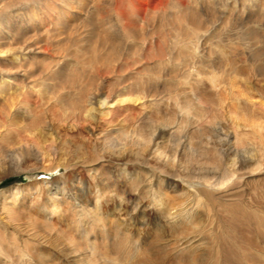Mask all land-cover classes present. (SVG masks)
Segmentation results:
<instances>
[{
    "label": "bare ground",
    "instance_id": "bare-ground-1",
    "mask_svg": "<svg viewBox=\"0 0 264 264\" xmlns=\"http://www.w3.org/2000/svg\"><path fill=\"white\" fill-rule=\"evenodd\" d=\"M140 1L144 0H109L112 9L110 14L109 12L92 10L91 3L87 6L88 15L87 11L84 12L80 7L74 6L76 2H79V4L83 2L82 0H58L65 7L64 10L60 11H55V5H52L53 2H50V0H0V136L2 134L6 135L11 129H16V131H20L19 137L24 136L27 139L26 141H29L34 137L36 138L38 134L40 138L45 139V135H42L43 130H52L50 134L56 137V139L52 140L56 141L57 129L54 128L55 125L66 127L69 131L84 130L87 135L84 136V139H87L93 145L92 153L89 151L81 152V149L84 150V148L83 145H80L77 151V153L81 154L80 157L69 159V156H61L56 166L59 167L72 162L69 166H74L77 169L87 167L89 171H94L95 175H97V171L102 166L100 164L106 161L103 154H99L101 150L96 148L98 144L102 145L101 139H105L108 135L117 132L129 137L128 133L131 130L126 127V124L130 121H135L138 125L133 124L135 125L133 127H137L136 137L139 139L140 150H145L144 148L152 145L151 148L156 161L168 164H171L172 161L174 162L177 155L168 154L165 147H163L167 142L161 139L166 134V131L162 129L165 126L166 119L170 120V117L173 116L172 113L176 109L177 111L185 112L196 111L198 120L204 118L207 120L208 116L210 117L214 114V109L207 110L206 105L196 103V101L202 102L200 99H193L194 97L191 98L187 95H182L184 98L177 104L176 98L179 95L176 94L177 91L175 94L173 92L161 96L158 91L159 73L161 72L160 70H166L169 79H173L177 77V68L189 71V66H191L199 73L206 68L207 64L205 63L207 62L203 63L201 61L195 66L197 62L193 63V53L187 49L194 43V37L197 34L196 26L188 28L183 27L179 20V22L176 21L174 24H171V22L168 23L170 26L173 25L172 29L169 28L171 33L164 36L161 35L165 29L164 24L161 23L158 26L156 24V14H163L162 11L169 4V1L173 2V4H175L174 1L178 2L179 5L178 3L175 5L180 7L182 5L181 0H145L152 1L147 3L148 9H140L141 7L139 8L137 5ZM129 10L133 11L132 14H130ZM251 21V19H246L242 24L245 23L248 26ZM137 23H140V26ZM149 23L152 24V31L148 34L139 35L137 30L142 29V33L145 30V24ZM194 23L196 24V22ZM181 26L183 27L181 28V33L183 31L186 33L180 36V33L178 34L177 32V27ZM52 32L65 33L68 34V37L64 44L56 45L60 43L57 42L55 46L53 45V49L49 51V46L54 44L55 41H51V45H48L49 42L44 39V35ZM77 32H82V36L79 37ZM121 32L122 37L120 36ZM73 34L76 37H71ZM92 35L95 38L97 37L94 42L90 38ZM107 35L108 37H106ZM85 36H87V39H85ZM161 36L165 42L168 41L170 43L166 50L160 49L159 45H155L154 48L151 45L153 39L156 40ZM84 41L86 43L87 41L89 42L88 47L82 46ZM136 41L143 42L140 54H137V50L134 49V45L138 44ZM150 47L152 52L149 50ZM219 47L221 48V46ZM83 49L87 53L86 56L83 55ZM43 53L49 55L50 63L43 61L44 56L41 55ZM263 55L264 50L255 52L254 59L247 70L242 68L239 61L233 58L224 63H219L220 66L217 70L219 79L213 83L215 86L219 85L218 88L221 89L220 94L222 96L220 100L224 102L229 97L228 95H232L237 100L240 96H245V99L250 102L249 91L255 90L257 86V84L252 83L253 78L257 75L264 78V67L257 63L262 60ZM71 57L75 59L74 62H71ZM78 64L84 67L98 68L96 73L100 72L101 69L104 71L103 74L117 73L121 78L117 81L115 80L116 83L114 84H108L105 76L102 78V83H106V86L100 85L97 87L96 85L93 86V83L82 84L84 78L79 82L81 79L79 70L73 69L78 67ZM150 65L155 71L146 73L150 71ZM163 66L165 67L164 69ZM153 80L154 83L151 84L150 82H153ZM244 82H251L253 85L252 87H243L240 83L244 84ZM168 89L171 88L168 87ZM257 91L261 92V89ZM169 100L174 102V107L168 112H164L163 116L161 115L162 112L159 111L161 110V104ZM256 101L259 103L261 100L256 99ZM256 101L251 103L257 104ZM237 103H239V100ZM261 105L264 106V101ZM49 107L51 108L48 112L45 109ZM47 120L50 121L48 123L49 127L45 126L48 122ZM148 125L150 127L146 129ZM211 125L213 126L214 123ZM261 127L259 126L260 129ZM35 128L39 132L34 131ZM232 128L234 129L233 135L230 131L223 137L214 135L215 137L213 138L214 142L219 143L223 148L221 149L223 160H226V168L232 172L229 173L231 178L229 185L225 186L226 184H224L222 187L217 188L220 184L210 181L192 183L186 189L182 188L185 191L180 194L179 198L175 196L171 198L167 196V190L176 191L177 185L168 183L169 185L164 190H161V187L168 182L167 179L160 180L156 173H145V178L139 180L140 173H127L126 168H123V172L120 175L113 177L115 184L124 182L129 178L127 183L131 185V190L138 196L140 192L144 193V196L146 198L149 197L150 201L145 205L139 200L128 198V203L135 202V205L126 219L117 217L120 220L118 226L125 227L127 220H129V224L126 226H129L130 229L131 225L133 226V223L139 217L143 219L141 225H146L149 221L145 218V209L150 206V209L154 212L158 230L162 232L168 230L170 234L169 242L174 241L178 246H183L182 251L187 256L183 262L190 261V257L193 256L194 252L207 244V242H202L196 246L192 245L195 237H192V229L188 231L190 229L186 227V225L190 224L192 215L196 214L195 210L201 205L207 206L206 202H203L200 197L201 191L204 190L206 195L215 191L217 193L225 192L226 189H231L235 184L241 183L246 175H252L251 177L254 178V175L264 174L237 173L238 167L242 164L239 154V144L242 140L238 134L239 131L237 132L238 123H235ZM206 136L208 139H212L211 134H206ZM159 140H161L160 143ZM159 145H161V150ZM18 147H21V141L12 146V149H8L10 152H19L22 147ZM215 153L219 154L218 151ZM245 153L250 156L249 160L254 163L257 162L251 172L258 170V172H261L260 163L256 161L257 154L250 149L249 151L246 150ZM231 154L232 156H230ZM214 158L217 159L216 156ZM58 167L55 168V171L60 169ZM156 183L160 185L158 189L155 188ZM106 186L108 189L111 187L109 183ZM45 189L46 196L44 202L41 203L40 212L44 215V219L47 222H36L38 228L35 229H38L36 231L39 234L38 237L45 234H54L55 228L50 220L55 215H59L58 218L61 219L70 208L74 210L75 214L79 215L81 223L87 224L84 221L85 219L92 220L94 226H91V230L85 228L82 231L87 237L98 226L97 223L99 221L107 217H114V215H109L110 212L107 213V210L103 212V208L100 206V202L102 203L104 197L103 191L96 190L97 194H94L96 202L94 205L91 204L89 202L92 198L89 199V186L76 176L67 184L66 182H48ZM42 191L40 190V192ZM114 192L109 191L112 196L125 198L119 192ZM14 196L17 197V195ZM219 199L226 205L228 201L229 203L232 201L236 202L233 199L224 200L223 197H219ZM238 203L246 211L243 214H247L246 216L251 220L248 225L246 223L245 226L241 225V227L246 228V235L242 230L233 237L231 235L232 239L225 245V255L221 254L218 244L216 249L214 245H211L209 248L214 251L215 257L208 259L206 263L264 264V207L260 208L259 204H254L252 198L242 199ZM13 207H15V204H13ZM136 211L139 212L137 217L134 216ZM8 216L10 220L14 219L13 209ZM16 226H14L13 230H16ZM232 227L239 229V226L234 225H231L230 229L225 227V230L222 231L223 233L225 232V236L228 235L227 233ZM113 229L116 232L115 237L118 239L125 237L122 234L123 231L118 230V227ZM11 230L7 225L1 226L0 224V264H30V261L34 259L31 251L27 250L24 245H19L24 239L17 234L18 232ZM108 231V228L102 227L91 234L95 243L90 241L88 254L82 255L83 258L88 259L87 261L91 259V261L97 262L102 256H108L111 253L112 248L108 251L105 250L107 245H112L110 237L108 234L101 235ZM222 232L219 234L217 230H212L210 236L213 238L214 233L221 235ZM99 238L103 240L100 242L102 245L100 247H98L96 241ZM203 240H206V237ZM50 241L57 246L60 245L56 239ZM166 241L168 240L166 239ZM117 250H119V247H117ZM134 252L135 257L137 254H141L140 243L135 246ZM172 253L174 252L172 251ZM128 258H131V256ZM143 264L147 263L143 262ZM176 264L181 263L177 262ZM197 264H200V262Z\"/></svg>",
    "mask_w": 264,
    "mask_h": 264
},
{
    "label": "rangeland",
    "instance_id": "rangeland-1",
    "mask_svg": "<svg viewBox=\"0 0 264 264\" xmlns=\"http://www.w3.org/2000/svg\"><path fill=\"white\" fill-rule=\"evenodd\" d=\"M82 1L80 4L76 2L74 6L80 7L84 12L88 10V4L92 3V10L112 13L109 0ZM50 2H53L52 5H55V11L64 10L65 8L58 0H50ZM151 2L144 0L138 2L137 5L139 8L141 7L140 9H148L146 5ZM181 2L183 6L179 7L178 2L174 1L175 4L178 3L176 6L173 2L169 1V4L164 7L166 11L165 9L162 11L165 14H156V24L157 26L161 23L164 24L165 29L161 33L164 36L171 33L169 28L172 29L173 25H168L171 22V24H174V22L179 20L183 27L193 28V26H196L197 34L194 37V43L187 49L193 53V63L197 62L195 66L201 61L203 63L207 62L205 63L207 66L199 73L191 66H189V71L177 68V77L173 79H169L166 70H160L158 91L161 93V96L173 92L175 94L177 91L176 94H179L176 98L177 104L184 98L182 95L194 97L193 99H200L202 102L196 101V103L206 105L207 110L214 109V114H210L211 116H208L207 120L205 118L198 120L196 111L185 112L175 109V112L172 113L173 116L170 117L171 119H166L165 126L162 127L166 131V134L161 139L167 142L163 145L166 152L172 156L174 154L177 155L174 162L172 161L171 164H168L156 161L155 155L152 152V145L144 148L145 150H140L139 139L136 137L137 127H133L135 126L133 124H137L135 121H130L126 124V127L131 130L128 133L129 137H125L122 133L117 132L108 135L105 139H101L102 145L98 144L96 148L101 150L99 154H103L106 161L102 162L103 164L100 162V166H102L97 171V175H95L94 171H92L93 173L89 171L87 167L77 169L74 166H69L72 162L59 166L60 169L55 171V168L58 167L56 165L60 161L59 157L69 156V159H71L72 157L81 156V154L77 153L78 146L80 145H83L84 148V150L81 149V152L89 151L92 153L93 145L87 139H84V136H87L84 130L69 131L66 127L55 125L54 128L57 129L56 141L52 140L56 139L54 135L50 134L52 130H43L42 135H45V139L40 138L38 134L36 138L34 137L29 141H26L27 139L24 136V138L19 137L20 131H16V129H11L6 135L2 134L0 136V224L1 226L7 225L12 230L15 228L14 226L18 225L16 226V230L13 231L18 232L17 234L21 235V238L24 239L19 245H24L27 250L31 251L34 259L30 261V264H143V262L147 264H176L177 262L181 264H197L198 262L200 264H211L210 262L206 263V261L215 257V253L209 247L214 245L216 249L218 244L223 255L225 253V245L232 239L231 235L233 237L239 234L240 230L245 234L246 228L241 227V225L245 226V223L246 225L251 223V220L246 216L247 214H243L245 211L243 206L238 202L242 199L247 200L252 198L254 204H259L260 208L264 207V174L254 175V178L251 177L252 175H246L241 183L235 184L231 189H226V193L223 191L217 193L215 191L206 195L204 190L201 191L200 197L203 202H206L207 206H199L195 210L196 214L192 215V218L190 217L192 220H190V224L186 225V227L190 229L188 231H191V229L193 231L192 237L195 238L192 241V245L196 246L202 242H207V244L194 252L193 256L190 257V261H184L186 263L183 262L187 258L184 255L185 252L182 251L183 246H178L174 241L169 242L170 234L168 230H165V232L158 230L156 226L157 221L154 219V212L150 209V206L145 209V218L149 221L146 225H141L143 219L139 217L135 220L133 226L131 225L130 229L129 226H126L129 224V220H127L125 227L123 226L124 228L118 226L120 220L117 217L126 219L128 214H131L132 207L135 205V202L128 203V198L131 200L135 199L136 201L139 200L145 205L150 201V198H146L144 193L140 192L138 196L131 190V185L127 183L129 178L125 179L126 181L124 182H117L115 184L113 177L120 175L123 172V168H126L127 173H140L139 180L145 178V173H156V176L160 180L167 179L168 182L161 187V190H164L169 185L168 183L177 185L176 191L166 189L168 191L167 196L171 198L174 196L179 198L180 194L185 191L183 189H186L192 183L210 181L220 184L217 188L222 187L224 184H226L225 186L229 185L231 183L229 181L231 179L229 173L232 172L226 168V160H223V152L221 151L223 148L219 143H215L213 138L216 135L223 137L230 131L232 134L234 130L232 127H234L235 123L239 125L237 132L239 131L238 134L242 140L239 144L240 162L242 164L238 167L237 173H264V129L262 130L264 126V106L261 105L264 101L263 76L257 75L253 78L252 83L257 84V86L255 90L249 91V95L251 96L250 102L245 99V96H240L238 99L240 104L237 103L238 100L233 98L232 95H228L229 97L224 100V103L220 100L222 94H220L221 89L218 88L219 85H214L219 79L217 70L221 63L233 58L239 61L242 68L247 70L249 64L254 59V53L264 50V0H181ZM129 12L132 14L133 11L129 10ZM246 19L252 20L248 26L245 23L242 24ZM137 24L140 26V23ZM183 27H177V32L178 34L180 33V36L186 33L185 31L181 33V28ZM141 31L142 29L137 30L139 35L150 33L152 31V24H145V30L142 33ZM77 33H79V37L82 36V32ZM121 35L122 32L120 33ZM67 37L68 34H59L57 32L44 35V39L49 42L48 45H51V41H55L54 44L49 46V51L53 49V45L55 46L57 42L60 43L56 45L64 44ZM71 37L74 38L76 35L73 34ZM90 38L93 42L97 39L94 35L90 36ZM85 39H87V36H85ZM156 40L153 39V42H151L153 48L155 45H159L160 49L166 50L170 46V43L168 41L165 42L162 36ZM136 42L138 44L134 45V49L137 50V54H140L143 42ZM82 46L88 47L89 42L87 41L86 43L84 41ZM149 50L151 51V47ZM41 55L44 56L43 61L45 63H50L48 54L45 55L43 53ZM83 55H87L85 50L83 51ZM71 58V62H74L75 59ZM257 63L264 67V55L262 56V60ZM77 66L73 69L79 70V77H81L79 82L84 78L82 84L93 83V86L96 85L97 87L100 85L106 86V83L114 84L121 78L117 73L103 74L104 71L102 69L96 73L98 68L84 67L80 64ZM149 69L150 71L146 73L155 71L152 69V65L149 66ZM105 76L107 82L103 84L102 78ZM150 83L153 84L154 80ZM240 85L252 87L253 84L251 82H244V84L240 83ZM168 87L171 89H168ZM258 89H261V92H258ZM256 99L261 101L258 103ZM252 101H256L257 104H252ZM165 102L161 104V110H159L163 116L164 112H168L174 107L172 100L171 102L170 100ZM50 108L45 110L49 112ZM252 115L254 116L251 117ZM47 121L45 126L49 127L48 123L50 121ZM213 123L214 125L212 126L211 124ZM259 126H262L261 129ZM149 127L150 125L146 129ZM34 131L39 132L36 128ZM206 134H211L212 139H208ZM19 141H21L22 147H18L21 148L19 152H10L9 149H12V146ZM159 148L161 150V145H159ZM249 149L257 154L256 161L260 163L261 172H258L259 170L251 172V169L257 165V162L254 163L252 160H249L250 156L245 153ZM217 151L219 154L215 153ZM75 176L89 186V199L92 197L89 200L91 204L94 205L96 202L94 199L96 190L103 191L104 197L102 203L100 202V206L103 208V212L107 210V213L110 212L109 215H114V217H107L99 221L97 223L98 226L94 229V231H97L102 227L108 228L110 232L108 231L101 235L108 234L112 243V245H107L105 249L108 251L112 248L111 253L108 256H102L97 262H93L94 260L91 261V259L87 261L88 259L82 256L88 254L90 241L95 243L93 236H91L94 231L88 237L82 231L85 228L91 230V226H94V224L91 219L84 220L87 224L81 223L79 215L75 214L72 208L61 219L58 218L59 215L52 217L50 221L55 228L54 234H45L38 237L39 234L36 232L38 229H35L38 228L36 222H47L44 219V215L40 212V206L44 202L46 196L45 187L48 182H66L67 184ZM108 183L111 186L109 189L106 186ZM159 186L156 183L155 188L158 189ZM40 190L43 191L40 192ZM110 190L119 192L125 198L110 195ZM14 195H17V197ZM219 197H223L224 200L233 199L236 202L232 201L229 203L228 201L226 205V203L220 201ZM13 204H15V207H13ZM12 209L15 217L10 220L8 215ZM137 215H139V212L136 211L134 216L137 217ZM231 225L239 226V229L232 227V231L230 230L227 233L228 235L225 236V232L223 233L222 231L225 230V227L230 229ZM115 227H118V230H121V232L123 231L122 234L125 235L123 239L115 237L116 232L113 229ZM212 230H217L219 234L221 232L222 234L214 233L212 238L210 236ZM205 237L206 240H203ZM200 238L202 239L200 240ZM53 239L58 240L60 245L53 244L50 241ZM96 241L98 247L102 246L100 244L103 241L101 238ZM138 243L141 245V254H137L135 257L134 250ZM117 247H119V250H117ZM129 256L131 258H128Z\"/></svg>",
    "mask_w": 264,
    "mask_h": 264
}]
</instances>
